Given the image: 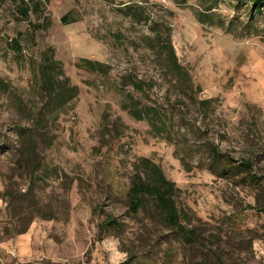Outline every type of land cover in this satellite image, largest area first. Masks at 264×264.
Here are the masks:
<instances>
[{
  "label": "rangeland",
  "instance_id": "obj_1",
  "mask_svg": "<svg viewBox=\"0 0 264 264\" xmlns=\"http://www.w3.org/2000/svg\"><path fill=\"white\" fill-rule=\"evenodd\" d=\"M251 11L0 0V264H264V7ZM139 158L175 184L193 243L150 201L129 213ZM247 160L259 180L234 169ZM107 216L124 231L104 232Z\"/></svg>",
  "mask_w": 264,
  "mask_h": 264
},
{
  "label": "trees",
  "instance_id": "obj_2",
  "mask_svg": "<svg viewBox=\"0 0 264 264\" xmlns=\"http://www.w3.org/2000/svg\"><path fill=\"white\" fill-rule=\"evenodd\" d=\"M238 3L250 2L252 4L251 16L259 12L264 7V0H236ZM27 14V11H24ZM60 21L63 25L68 24L67 16H63ZM169 60L175 71H182V68L176 63L174 51L169 50ZM87 64L91 62H85ZM136 86V85H135ZM66 87V85H63ZM212 159L219 161L221 166L228 168L232 160L224 158L215 148H211ZM254 166L250 160L242 162L241 166H235L238 173H246L251 179L259 180L254 173ZM178 189L175 184L165 178L161 168L147 158H139L137 161L136 172L134 173L129 190L128 211L135 214L144 207L149 201L154 210L158 213L163 223L170 230L177 233L180 240L185 244H191L195 241V228L191 225L189 214L186 208L179 206L176 201ZM100 228L107 233L118 235L125 229V224L116 218L107 216L101 223Z\"/></svg>",
  "mask_w": 264,
  "mask_h": 264
}]
</instances>
